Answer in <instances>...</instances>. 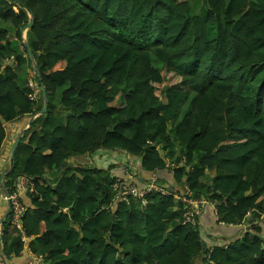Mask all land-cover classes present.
Instances as JSON below:
<instances>
[{
	"label": "trees",
	"instance_id": "1",
	"mask_svg": "<svg viewBox=\"0 0 264 264\" xmlns=\"http://www.w3.org/2000/svg\"><path fill=\"white\" fill-rule=\"evenodd\" d=\"M188 1L0 6L16 36L0 30V150L8 124L38 114L5 178L9 191L20 175L36 188L23 230L11 215L4 221L7 258L29 238L39 264H264V79L255 84L264 70V0H203L206 17L190 15ZM31 18L29 54L21 29ZM25 63L38 65L36 99ZM99 150L124 151L152 173L168 163L172 177L158 180L168 193H150L144 205L118 201L111 169L68 164ZM176 195L207 198L219 222L249 228L218 244L184 222L187 205Z\"/></svg>",
	"mask_w": 264,
	"mask_h": 264
},
{
	"label": "crops",
	"instance_id": "2",
	"mask_svg": "<svg viewBox=\"0 0 264 264\" xmlns=\"http://www.w3.org/2000/svg\"><path fill=\"white\" fill-rule=\"evenodd\" d=\"M6 1L7 0H1L0 6H4L7 3ZM0 30H6L8 32V39L10 41L16 40V36H14V26L11 19L6 20L0 18ZM25 34V38L27 39V33ZM22 36L24 37L23 33ZM23 57L25 61L28 60L27 55H24ZM58 111V113L61 114L62 110L58 109ZM34 118L35 117H33V119ZM33 119L32 117L27 120L21 119L17 122L7 125V137L0 150V219L4 217L6 212L8 211V202L6 195L10 194L11 191H9V189L5 186V178L12 166V150L16 139L20 137V141L22 140L23 136L25 135V131L30 127V122ZM68 164L71 166L72 164H87L93 167L102 168L104 170L111 169L112 176L117 178H125L127 177V174H130V180L140 187H146V185L150 182L154 175H156L158 178L165 176L171 178L173 175V173L169 170H159L155 173L142 170L140 167V160L135 157H131L128 153H125L124 151H122L121 153H117L106 150H99L94 154L72 157L71 159H69ZM124 168H126L128 173H126ZM4 170H7V172L1 179V174ZM46 177L53 178V175H49V173H47ZM17 178L15 179V184L17 183ZM32 193L34 192L29 189H26L22 192L21 197L26 208L33 207L31 198L29 196V194ZM200 210V226H202V228L206 230L207 237L212 239L213 241L218 242V244H227L228 242L241 237L243 233L248 230L249 223H247V221L239 226H227L219 222L215 211L216 209L211 205L200 204L199 211ZM9 215H11V212ZM29 242L30 239L28 238L25 242L24 250L19 256H12L11 258H7L3 252V246L1 241L0 251L1 254L5 257V260L1 258L0 260L6 262L7 264H39V262L41 261V256H37L30 251L28 247Z\"/></svg>",
	"mask_w": 264,
	"mask_h": 264
},
{
	"label": "built area",
	"instance_id": "3",
	"mask_svg": "<svg viewBox=\"0 0 264 264\" xmlns=\"http://www.w3.org/2000/svg\"><path fill=\"white\" fill-rule=\"evenodd\" d=\"M28 86L33 91L30 95L32 98L36 99V89L37 84L30 77L28 78ZM167 166L170 165L167 163ZM126 173L127 170L124 168ZM173 170V169H172ZM130 174H127V177L121 179L117 178L113 184V189L115 191V198L118 201H128L131 197L135 200L142 201V204H145L146 196L151 192H159L161 194H167V189L163 188L160 183H158L157 178L154 177L151 182H149L146 187H140L136 183L130 180ZM26 189L35 191V179L30 178L26 175L19 176L17 178V183L15 184L14 189L9 196V201L11 204V217L12 224L16 225L20 230L22 229V218L26 211V207L22 201V192ZM184 205H187L186 213L184 214L185 223H193L195 221V216L199 212V205L207 203L206 200H197L189 196L182 198ZM0 264H7L6 262L0 260Z\"/></svg>",
	"mask_w": 264,
	"mask_h": 264
},
{
	"label": "rangeland",
	"instance_id": "4",
	"mask_svg": "<svg viewBox=\"0 0 264 264\" xmlns=\"http://www.w3.org/2000/svg\"><path fill=\"white\" fill-rule=\"evenodd\" d=\"M189 2V4H190V15H195V16H200V17H206V15H207V13H208V7H207V5L206 4H204V1L203 0H189L188 1ZM27 31L28 30H26V31H24V41H25V37H26V34L25 33H27ZM21 48V47H20ZM31 64H33L34 65V63H27V64H24L22 67H21V69H20V72H21V74H22V76L24 77V76H27V82H28V78L30 77L34 82H36V84L37 83H39V82H37L36 81V72L34 73V71L32 70V66H31ZM35 68V67H34ZM36 70V69H35ZM28 74V75H27ZM264 79V70H262L261 72H260V75L258 76V78L256 79V83L255 84H257V86H261L263 83H262V80ZM37 88H38V84H37ZM37 90V89H36ZM37 96V95H36ZM115 106H117V107H121L122 106V104H123V102H122V98L120 97V96H118L116 99H115V101H114V103H113ZM62 114L64 115V116H67L68 115V112H65L64 110H62ZM37 116H38V114H36ZM165 170H169V171H171L172 173H173V170H172V166H167L166 165V168H165ZM159 171V170H158ZM156 172V171H155ZM155 172H153V173H155ZM210 175H212L211 173H210ZM20 176H22V175H20ZM27 176V175H26ZM154 177H156L157 178V181L159 180V178L156 176V175H154L153 176V178ZM152 178V179H153ZM152 179L150 180V182L152 181ZM159 183V182H158ZM181 186V191L183 192V193H188L189 191H188V187L187 186H183V185H180ZM12 192V191H11ZM151 193H154V191L153 192H151ZM11 194V193H10ZM10 194H9V196H10ZM150 194V193H149ZM177 196V195H176ZM178 197V196H177ZM184 196L182 195V197H178V198H180V200H181V202H182V198H183ZM7 199H9V197L7 198ZM197 200H206L207 201V203H203V204H206V205H211V206H213V207H215L216 205H215V203L214 202H212V201H210L209 199H207V198H203V199H197ZM182 204H184L183 202H182ZM184 206H186V205H184ZM216 211V210H215ZM200 213H201V210L199 211V212H197V214H196V216H195V221L193 222V223H197V224H200V222H199V216H200ZM216 214H217V212H216ZM217 218H218V216H217ZM245 223V222H244ZM202 227V226H201ZM249 228V227H248ZM204 230V229H203ZM204 234L207 236V233H206V230H204Z\"/></svg>",
	"mask_w": 264,
	"mask_h": 264
},
{
	"label": "water",
	"instance_id": "5",
	"mask_svg": "<svg viewBox=\"0 0 264 264\" xmlns=\"http://www.w3.org/2000/svg\"><path fill=\"white\" fill-rule=\"evenodd\" d=\"M32 24H33V18H31L30 21H29V23L24 28L21 29V32L24 33V31L28 30L32 26ZM24 44H25V47L27 49V52L29 54H31V49H30L29 44H28V42L26 40L24 41ZM32 59L35 60V58L33 56H32ZM34 67L36 69L37 74L39 75V69H38L37 63H34ZM42 90H43V94H44V97H45V104H44V108L40 112L41 114H43L44 112H46L47 107H48V98H47V95H46V91H45L44 86H42ZM36 116L37 115H34L33 117H36ZM33 117H32V119H33ZM19 142H20V137H18L16 139V141H15V144H14V147H13V150H12L11 164L13 163L14 154H15V151H16V148H17ZM6 172H7V170H4L2 172L1 179L3 178V176H4V174ZM6 196L8 198L9 197V194H7ZM7 202H8V211L6 212L5 216L0 219V246H1V241H2V238H3L4 220L10 214V212H11V204H10L9 199H7ZM0 258L3 259V260H5V257L1 254V251H0Z\"/></svg>",
	"mask_w": 264,
	"mask_h": 264
}]
</instances>
